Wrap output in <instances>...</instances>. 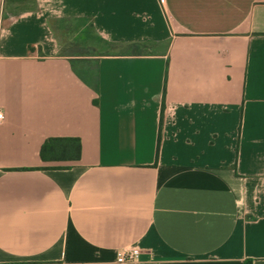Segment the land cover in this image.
I'll return each mask as SVG.
<instances>
[{
    "label": "crops",
    "instance_id": "1",
    "mask_svg": "<svg viewBox=\"0 0 264 264\" xmlns=\"http://www.w3.org/2000/svg\"><path fill=\"white\" fill-rule=\"evenodd\" d=\"M0 109V264H264V0H0Z\"/></svg>",
    "mask_w": 264,
    "mask_h": 264
},
{
    "label": "built area",
    "instance_id": "2",
    "mask_svg": "<svg viewBox=\"0 0 264 264\" xmlns=\"http://www.w3.org/2000/svg\"><path fill=\"white\" fill-rule=\"evenodd\" d=\"M165 3V0H161ZM4 112L0 109V124L4 120ZM141 260V250L137 246L129 245L126 247L121 248L117 253V262L118 263H136Z\"/></svg>",
    "mask_w": 264,
    "mask_h": 264
},
{
    "label": "trees",
    "instance_id": "3",
    "mask_svg": "<svg viewBox=\"0 0 264 264\" xmlns=\"http://www.w3.org/2000/svg\"><path fill=\"white\" fill-rule=\"evenodd\" d=\"M55 141H57V139H51L47 141V143L42 148L43 155L46 152V150H48V148L52 146V143H54ZM15 264H62V263H59V262H22V263H15ZM246 264H252V261L248 260Z\"/></svg>",
    "mask_w": 264,
    "mask_h": 264
}]
</instances>
